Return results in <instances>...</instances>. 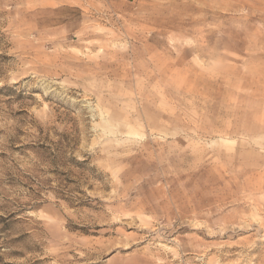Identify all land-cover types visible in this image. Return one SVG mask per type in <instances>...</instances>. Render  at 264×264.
Instances as JSON below:
<instances>
[{
  "label": "rangeland",
  "instance_id": "obj_1",
  "mask_svg": "<svg viewBox=\"0 0 264 264\" xmlns=\"http://www.w3.org/2000/svg\"><path fill=\"white\" fill-rule=\"evenodd\" d=\"M0 264H264V0H0Z\"/></svg>",
  "mask_w": 264,
  "mask_h": 264
}]
</instances>
